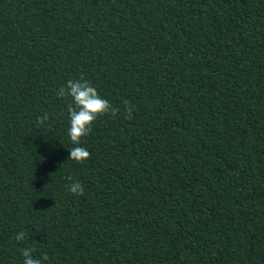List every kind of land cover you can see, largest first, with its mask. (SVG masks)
<instances>
[{
	"label": "trees",
	"instance_id": "16d2710c",
	"mask_svg": "<svg viewBox=\"0 0 264 264\" xmlns=\"http://www.w3.org/2000/svg\"><path fill=\"white\" fill-rule=\"evenodd\" d=\"M81 76L121 111L78 163L56 91ZM24 247L44 264H264V0H0V264Z\"/></svg>",
	"mask_w": 264,
	"mask_h": 264
},
{
	"label": "clouds",
	"instance_id": "9594fccd",
	"mask_svg": "<svg viewBox=\"0 0 264 264\" xmlns=\"http://www.w3.org/2000/svg\"><path fill=\"white\" fill-rule=\"evenodd\" d=\"M56 95L60 98H71V103L67 105L69 113L70 127L68 129V136L74 147L70 148L69 161H76L82 163L91 157L90 151L80 146L82 138L89 135L92 130L93 123L98 117L106 114L112 116L117 115L121 110L114 107L112 103L103 98L97 89L83 76L79 79H69L66 85L60 86ZM123 109L125 119H133L134 105L127 99L123 101ZM49 120V115L44 114L37 118L39 125H44ZM69 183L66 185L68 191L73 195H84V186L79 181H74L71 176L65 177ZM26 238V233L20 231L16 233L15 240L23 242ZM36 251L35 247H24L20 249L23 257V264H44L49 260L46 253L41 257H34L33 253Z\"/></svg>",
	"mask_w": 264,
	"mask_h": 264
}]
</instances>
